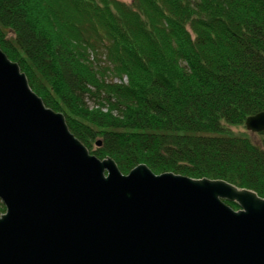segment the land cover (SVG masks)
<instances>
[{
  "label": "trees",
  "instance_id": "1",
  "mask_svg": "<svg viewBox=\"0 0 264 264\" xmlns=\"http://www.w3.org/2000/svg\"><path fill=\"white\" fill-rule=\"evenodd\" d=\"M0 49L122 174L144 164L264 198V142L227 133L264 112V0H0Z\"/></svg>",
  "mask_w": 264,
  "mask_h": 264
},
{
  "label": "water",
  "instance_id": "2",
  "mask_svg": "<svg viewBox=\"0 0 264 264\" xmlns=\"http://www.w3.org/2000/svg\"><path fill=\"white\" fill-rule=\"evenodd\" d=\"M244 126L264 132V112ZM0 202V264H264V198L144 164L122 174L1 49Z\"/></svg>",
  "mask_w": 264,
  "mask_h": 264
},
{
  "label": "rangeland",
  "instance_id": "3",
  "mask_svg": "<svg viewBox=\"0 0 264 264\" xmlns=\"http://www.w3.org/2000/svg\"><path fill=\"white\" fill-rule=\"evenodd\" d=\"M120 3L125 4L126 6H131L132 4V0H116ZM88 105L92 106V102L88 101ZM227 133L233 136H244L246 138H248L252 143L258 145V146H262L263 142H264V135L260 134V133H250L246 130L244 125H238V126H228L227 127ZM96 146L92 143L91 145V149H95ZM234 210H238L234 209Z\"/></svg>",
  "mask_w": 264,
  "mask_h": 264
},
{
  "label": "flooded vegetation",
  "instance_id": "4",
  "mask_svg": "<svg viewBox=\"0 0 264 264\" xmlns=\"http://www.w3.org/2000/svg\"><path fill=\"white\" fill-rule=\"evenodd\" d=\"M0 203H1V202H0ZM1 204H2V203H1ZM2 205H3V204H2ZM3 207H4V206H3ZM1 214H2V213H1ZM1 214H0V215H1Z\"/></svg>",
  "mask_w": 264,
  "mask_h": 264
}]
</instances>
